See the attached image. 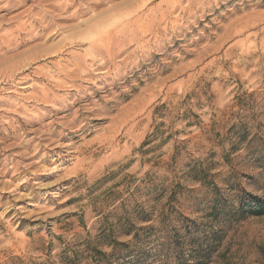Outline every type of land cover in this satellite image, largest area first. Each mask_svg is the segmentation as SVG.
I'll return each mask as SVG.
<instances>
[{
    "label": "rangeland",
    "instance_id": "374dc122",
    "mask_svg": "<svg viewBox=\"0 0 264 264\" xmlns=\"http://www.w3.org/2000/svg\"><path fill=\"white\" fill-rule=\"evenodd\" d=\"M17 1L0 264H264V0Z\"/></svg>",
    "mask_w": 264,
    "mask_h": 264
},
{
    "label": "bare ground",
    "instance_id": "6f19581e",
    "mask_svg": "<svg viewBox=\"0 0 264 264\" xmlns=\"http://www.w3.org/2000/svg\"><path fill=\"white\" fill-rule=\"evenodd\" d=\"M0 1H1V0H0ZM13 1H14V0H6V7L1 8V6H3V3H2L1 6H0V9H2V10H6V11H7V10L9 9V6H8V5H9L10 3H12ZM90 1H91V0H90ZM109 1H111V0H109ZM17 2H19V0H18ZM87 2H88V1H87ZM102 2H103L102 0H94V1H92V3H93L94 5H100V4H102ZM79 3H80V2H79ZM84 3H85V2H84ZM52 4H55V5H56V4H58V3L55 2V3H52ZM52 4H51V5H52ZM76 4H77V3H76ZM80 4H81V3H80ZM171 4H172V3H171ZM55 5H53V7H54ZM58 5H59V4H58ZM84 5H85V4H84ZM82 6H83V5H82ZM64 8H65V7H64ZM123 8H124V7H123ZM183 10H184V9H183ZM164 12H165V11H164ZM164 12L162 11V13H164ZM169 12H170V11H169ZM129 13H130V12H129ZM29 15H30V14H29ZM145 15H146V14H145ZM160 15H161V14H160ZM16 17H17V16H16ZM29 17H30V16H29ZM152 17H153V16H152ZM155 18H156V17H155ZM155 18H154V19H155ZM38 21H39V20H38ZM146 21H147V20H146ZM153 21H154V20H153ZM155 21H156V19H155ZM148 22H149V21H148ZM43 23H44V22H43ZM43 23L34 22V23H32L31 25H32V27L35 28V29H36L37 27H38V28H43V29H45V28H46L45 26H48L49 23L46 24L45 26H43ZM139 23H140V22H139ZM150 23H151V22H150ZM156 23H157V22H156ZM156 23H155V24H156ZM27 24H28V23H27ZM38 24H39V25H38ZM87 24H88V23H87ZM140 24H141V23H140ZM146 24H147V23H146ZM155 24H154V25H155ZM18 25H19V24H18ZM23 25H24V24H23ZM28 25H30V24H28ZM138 25H139V24H138ZM157 25H158V24H157ZM19 26H20V25H19ZM19 26H18V28H19ZM20 27H21V26H20ZM23 27H24V26H22V28H23ZM29 27H30V26H29ZM140 27H141V26H140ZM146 27H147V25H146ZM142 28H144V27H142ZM156 28H157V27H156ZM31 29H32V28H31ZM31 29H29L30 32H33V31H31ZM43 29H41V30H43ZM19 30H20V28H19ZM139 30H140V29H139ZM154 30H155V29H154ZM22 31H23V32H22ZM22 31H21V32H22V34L24 35L25 32H27L28 30H27L26 27H24V28L22 29ZM140 31H141V30H140ZM142 32H143V31H142ZM32 34H33V33H32ZM38 34H39V33H38ZM33 35H34V34H33ZM39 35H40V34H39ZM39 35H38V36H39ZM34 36H35V35H34ZM24 37H25V36H24ZM32 37H33V36H32ZM40 37H41V36H40ZM101 37H102V36H101ZM109 37H110V36H109ZM38 38H39V37H38ZM106 38H108V37H107V34H104V37L101 39L103 43H104L105 41H108V39L105 40ZM109 39H110V38H109ZM23 41H24V40H23ZM97 42H98V41H97ZM22 43H23V42H22ZM22 43H21V44H22ZM24 43H25V42H24ZM100 43H101V42H100ZM98 44H99V43H97V45H98ZM95 45H96V44H95ZM102 45H104V47H105V44H102ZM102 45H101V46H102ZM107 45H108V43H106V46H107ZM99 46H100V45H99ZM99 46H98V47H99ZM112 46H113V45H112ZM91 47H92V46H91ZM96 47H97V46H96ZM107 47H108V46H107ZM110 47H111V46H110ZM101 48H102V47H101ZM108 48H109V47H108ZM122 48H123V47H122ZM90 49H91V48H90ZM97 49H98V48H97ZM109 50H110V49H109ZM113 50H114V49H113ZM113 50H112V51H113ZM118 50H119V49H118ZM120 50H121V49H120ZM89 51H90V50H89ZM92 51H93V50H92ZM100 51H101V50H100ZM114 51H115V50H114ZM96 52H99V51L96 50ZM108 52H109V51H108ZM114 53H115V52H114ZM90 54H91V53H90ZM90 54H88V55H90ZM101 54H102V53H101ZM107 54H108V53H107ZM92 55H94V54L92 53ZM92 55H91V56H92ZM96 55H97V54H96ZM98 55H99V54H98ZM108 55H109V54H108ZM108 55H107V57H108ZM111 55H112V54H111ZM114 55H115V54H114ZM103 56H104V55H103ZM87 57H88V56H87ZM111 58H112V57H111ZM83 59H84V58H83ZM83 59H82V60H83ZM85 59H86V58H85ZM71 60H72V59H71ZM75 60H77V59H75ZM108 60H109V58H108ZM90 61H91V60H90ZM74 63H75V61H74ZM85 63H86V62H85ZM98 63H99V62H98ZM75 65H77V63H75ZM85 65H86V64H85ZM88 65H89V64H88ZM92 65H93V64H92ZM79 66H80V65H79ZM88 67H89V66H88ZM58 69H59V68H58ZM60 70H61V69H60ZM66 74H71V73H69L68 71H66ZM71 75H72V74H71ZM36 97H37V96H36Z\"/></svg>",
    "mask_w": 264,
    "mask_h": 264
},
{
    "label": "trees",
    "instance_id": "16d2710c",
    "mask_svg": "<svg viewBox=\"0 0 264 264\" xmlns=\"http://www.w3.org/2000/svg\"><path fill=\"white\" fill-rule=\"evenodd\" d=\"M248 208L249 212L252 214H264V201L258 197H253Z\"/></svg>",
    "mask_w": 264,
    "mask_h": 264
}]
</instances>
